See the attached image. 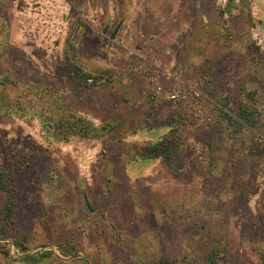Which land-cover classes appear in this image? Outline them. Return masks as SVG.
Returning a JSON list of instances; mask_svg holds the SVG:
<instances>
[{
	"label": "rangeland",
	"instance_id": "rangeland-1",
	"mask_svg": "<svg viewBox=\"0 0 264 264\" xmlns=\"http://www.w3.org/2000/svg\"><path fill=\"white\" fill-rule=\"evenodd\" d=\"M0 81V264H264V0H0Z\"/></svg>",
	"mask_w": 264,
	"mask_h": 264
},
{
	"label": "trees",
	"instance_id": "trees-1",
	"mask_svg": "<svg viewBox=\"0 0 264 264\" xmlns=\"http://www.w3.org/2000/svg\"><path fill=\"white\" fill-rule=\"evenodd\" d=\"M72 68L73 73H75L76 76H80L81 78H84L83 75L80 73V69L77 68L76 66H70ZM1 82V81H0ZM3 82V81H2ZM238 118L241 119L244 123L251 124L252 120H250L251 114L247 113L245 109L242 107H239L238 111ZM75 124H81V119L76 118ZM150 152H155L158 151V147L154 146L151 149H149ZM0 193L4 194L6 199H5V204L2 205L0 209V215H3V218L9 220L10 218L13 217L15 214L16 210V205L15 201L13 198V188L11 186V182L9 181L8 177L6 176V173L0 169ZM0 232L1 234H5L2 228L0 227ZM221 252V249L219 247L212 248L208 254L205 256V260L203 264H218L219 259L222 257L219 255ZM51 253H46V256H49ZM142 264H152V263H142Z\"/></svg>",
	"mask_w": 264,
	"mask_h": 264
},
{
	"label": "built area",
	"instance_id": "built-area-1",
	"mask_svg": "<svg viewBox=\"0 0 264 264\" xmlns=\"http://www.w3.org/2000/svg\"><path fill=\"white\" fill-rule=\"evenodd\" d=\"M138 72H141V69H135L134 68V71H137ZM167 76H170V73L167 72L166 74ZM87 84L88 85H92L94 83L93 79L92 78H88L86 80ZM168 99L173 102V103H176V102H186L188 97L190 96L191 98V101H192V104L194 106L198 105L199 103V100H200V92L198 91V89L196 87H193L191 85L188 86V93H185V94H180L177 90L175 89H172L170 92H169V95H168Z\"/></svg>",
	"mask_w": 264,
	"mask_h": 264
},
{
	"label": "water",
	"instance_id": "water-1",
	"mask_svg": "<svg viewBox=\"0 0 264 264\" xmlns=\"http://www.w3.org/2000/svg\"><path fill=\"white\" fill-rule=\"evenodd\" d=\"M118 28H119V27H116V28L113 30V33L111 34V38H114V37H115V35H116L117 31H118ZM85 204H86V206L88 207V202H87V200H85Z\"/></svg>",
	"mask_w": 264,
	"mask_h": 264
}]
</instances>
